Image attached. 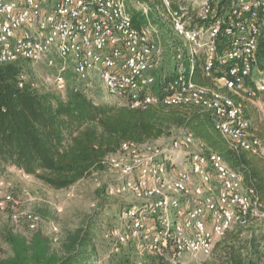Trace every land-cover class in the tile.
<instances>
[{
  "label": "built area",
  "instance_id": "1",
  "mask_svg": "<svg viewBox=\"0 0 264 264\" xmlns=\"http://www.w3.org/2000/svg\"><path fill=\"white\" fill-rule=\"evenodd\" d=\"M129 1L0 0V65L19 60L43 65L52 71L51 90L59 94L70 73L72 85L87 97L95 79L106 95L130 109L159 103L198 107L211 115L229 149L264 156L232 98L264 95V66L256 56L264 42V0H136L138 25ZM165 57L176 75L171 93L158 97L152 89L163 77ZM227 64L225 74L214 77L215 68ZM196 67L211 86L189 79ZM102 163L114 174L106 197L132 201L120 210V225L109 235L122 245L136 241L171 264L187 256L208 257L233 224L247 216L264 218L242 175L217 153L199 148L189 134L124 142ZM0 212L28 231L45 226L38 214L20 206L2 179ZM48 233L57 228L49 225Z\"/></svg>",
  "mask_w": 264,
  "mask_h": 264
},
{
  "label": "trees",
  "instance_id": "2",
  "mask_svg": "<svg viewBox=\"0 0 264 264\" xmlns=\"http://www.w3.org/2000/svg\"><path fill=\"white\" fill-rule=\"evenodd\" d=\"M131 11L132 21L138 25L142 17ZM256 56L262 68V40ZM169 64L165 57L163 77L157 76L160 81L152 89L158 97L171 93L176 67ZM31 66L22 60L0 65V175L7 168H15L53 191L66 190L104 171V157L116 153L122 143L144 144L173 129H184L203 151L217 153L229 168L242 175L243 187L253 189L264 212V156L229 149L209 113L195 106L161 103L143 109L95 104L72 84L63 94L40 90L32 79ZM228 67H216L214 77L225 74ZM189 79L200 86L212 85L200 67ZM232 98L249 119L244 104L251 98ZM0 214L8 218L7 213ZM119 214L116 211L117 223L109 230L120 225ZM256 220L247 216L233 224L210 255L194 264H264V218L258 231ZM9 222L0 230V242L6 248H0V264H171L164 255L139 248L136 241L122 245L108 231L100 237L88 220L80 229L68 232L57 247L45 227L28 231ZM20 228L24 233L17 231Z\"/></svg>",
  "mask_w": 264,
  "mask_h": 264
},
{
  "label": "rangeland",
  "instance_id": "3",
  "mask_svg": "<svg viewBox=\"0 0 264 264\" xmlns=\"http://www.w3.org/2000/svg\"><path fill=\"white\" fill-rule=\"evenodd\" d=\"M136 0H130L129 7H136ZM165 31L169 30L168 24L162 25ZM51 70L43 65L31 66L32 79L36 87L40 90L51 91L47 77L51 74ZM256 71L253 72V75ZM66 79L69 84H74V77L68 73ZM93 91L89 94V98L95 104L108 103L119 106V101L113 97L106 95L100 87L98 80H93ZM244 110L249 111L250 133L259 139L264 148V102L258 95L245 101ZM185 134L184 129H173L168 135H164L156 141H167L172 138H178ZM0 179L5 182L8 191L17 200L23 209L38 214L45 224L44 231L48 232V226L53 225L57 228V233L52 235L54 247L58 246L61 239H64L68 232H74L80 229L85 221L91 222L98 235L101 237L109 231L110 225L117 223L114 217L116 211H120L123 207H128L132 201L121 198H109L104 194L105 186L114 174L105 169L99 173H93L88 179L82 180L66 190L53 191L33 177H27L15 168H7ZM175 197H171L169 204H172ZM92 204L97 208L93 209ZM256 220L255 230H259V221ZM10 225L8 218L0 214V230ZM109 225V226H108ZM17 231L24 233V229ZM0 248L5 250V246L0 242ZM206 257H185L180 264L200 263Z\"/></svg>",
  "mask_w": 264,
  "mask_h": 264
},
{
  "label": "crops",
  "instance_id": "4",
  "mask_svg": "<svg viewBox=\"0 0 264 264\" xmlns=\"http://www.w3.org/2000/svg\"><path fill=\"white\" fill-rule=\"evenodd\" d=\"M258 98H259V99L262 98V99H263V102H264V95L258 94ZM195 140H196V139H195ZM196 142H197L199 148H201V145L198 143L197 140H196Z\"/></svg>",
  "mask_w": 264,
  "mask_h": 264
}]
</instances>
